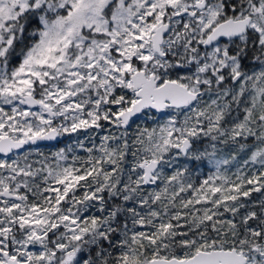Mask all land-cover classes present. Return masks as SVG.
I'll use <instances>...</instances> for the list:
<instances>
[{"label": "snow or ice", "instance_id": "obj_1", "mask_svg": "<svg viewBox=\"0 0 264 264\" xmlns=\"http://www.w3.org/2000/svg\"><path fill=\"white\" fill-rule=\"evenodd\" d=\"M0 264H264V0H0Z\"/></svg>", "mask_w": 264, "mask_h": 264}, {"label": "trees", "instance_id": "obj_2", "mask_svg": "<svg viewBox=\"0 0 264 264\" xmlns=\"http://www.w3.org/2000/svg\"><path fill=\"white\" fill-rule=\"evenodd\" d=\"M147 117H149V119L154 120L151 115H148ZM151 124L152 123L147 121V122L141 123L139 125L141 127H148L149 128V127L152 126ZM134 131H135V127H133V129H132L133 133H134ZM70 136H71V134H70ZM101 136L102 135H100V134L95 135L94 139L90 141L89 138H88V134H84V133L80 134L81 142L84 145L83 148L78 146L77 140H75V139L66 141V139L69 138V136L68 137L66 136L65 139L60 141L59 143L51 144V145H42V149H43L42 152L45 153L46 155H48L49 157H51V154L56 152V151H58L59 149H66V150L74 149L75 153L77 155L82 156V157H86L87 156V152H86L85 149L88 148V147H91L93 143H95L96 145H99ZM72 137L75 138V136H73V135L71 136V138ZM34 158L36 159L37 157L34 156ZM70 161H71V152H69V162ZM231 170L235 171V168H232ZM212 171H214V168H212V166L201 167V172L194 178V180L197 179V177L199 178V180H202V179L206 178L207 175H210ZM256 196H257V194L254 192V193L251 194V197L246 198V199L252 200Z\"/></svg>", "mask_w": 264, "mask_h": 264}, {"label": "rangeland", "instance_id": "obj_3", "mask_svg": "<svg viewBox=\"0 0 264 264\" xmlns=\"http://www.w3.org/2000/svg\"><path fill=\"white\" fill-rule=\"evenodd\" d=\"M159 119H160V122H163V119H164V118L161 116V117H159ZM147 121H149L150 123H152V124H151L152 126L149 127V128H152V127H155V126H156V121H155V120H152V119H149V117H147V116L142 117L141 119L137 120L136 123L139 125V124L144 123V122H147ZM133 127H135V125H134ZM82 133H84V134H88V133H86V132L83 131V130H81V131H79V132H77V133H72L71 136L73 135V136H75V138H73V137L71 138L70 134H67V135L69 136V138L66 139V141H68V140H72V139H75V140H77V143H78V142H81L80 134H82ZM99 134H100V135H103V134H105V132L101 131ZM68 136H67V137H68ZM70 138H71V139H70ZM40 151H43L42 147H40ZM34 156H35V155H33V156L31 157V159L35 160ZM35 157H36V156H35ZM36 159H37V158H36ZM181 160H183V158H181ZM209 166H211V165H209ZM200 172H201V168H200L199 173H200ZM199 173H197L196 175H194V176H193V179H194ZM256 194H257V196L254 197V198L252 199L253 201H258V200L261 198V194H260V193H256Z\"/></svg>", "mask_w": 264, "mask_h": 264}, {"label": "water", "instance_id": "obj_4", "mask_svg": "<svg viewBox=\"0 0 264 264\" xmlns=\"http://www.w3.org/2000/svg\"><path fill=\"white\" fill-rule=\"evenodd\" d=\"M66 137V135L62 136V137H58L57 140L55 141H43V142H40V145H43V144H50V143H57L59 142L60 140L64 139Z\"/></svg>", "mask_w": 264, "mask_h": 264}, {"label": "flooded vegetation", "instance_id": "obj_5", "mask_svg": "<svg viewBox=\"0 0 264 264\" xmlns=\"http://www.w3.org/2000/svg\"><path fill=\"white\" fill-rule=\"evenodd\" d=\"M66 136H68L67 134H65ZM65 139V138H64ZM64 139H62V140H64ZM62 140H60V141H62ZM59 141V142H60ZM59 142H57V143H59ZM51 144H56V143H50V144H43V145H51ZM40 147H42V145H40Z\"/></svg>", "mask_w": 264, "mask_h": 264}]
</instances>
